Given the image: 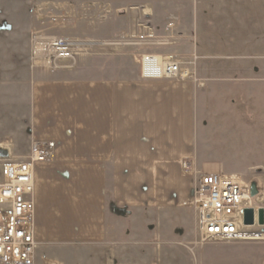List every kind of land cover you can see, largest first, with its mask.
I'll return each mask as SVG.
<instances>
[{
    "label": "rangeland",
    "instance_id": "1",
    "mask_svg": "<svg viewBox=\"0 0 264 264\" xmlns=\"http://www.w3.org/2000/svg\"><path fill=\"white\" fill-rule=\"evenodd\" d=\"M144 4L155 7L157 14L145 19L134 35L106 39L77 35L78 25L118 19L131 7ZM179 6L188 11L179 14ZM144 26L152 29L158 44L120 42L138 36ZM33 35L79 43L75 61L57 60L52 70L34 57ZM187 37L192 39L191 47L178 52L177 46ZM104 41L113 44L98 46ZM94 50L139 57L142 79L146 54L162 60L176 55L190 69L198 112L192 196L181 206L163 210L118 209L110 214L108 236L98 245L37 242L38 262H44L43 253L63 251L65 261L81 255L102 264H264V225L257 223V217L247 230L260 232V239L201 242L197 212L189 204L200 175L217 169L239 174L249 184L250 195L255 185L257 197L247 208L256 212L264 208V0H0V148H11L16 141L13 158L30 153L21 131L28 123L33 67L70 76L83 68L78 67L82 53ZM128 59L119 61V67L136 69L135 61Z\"/></svg>",
    "mask_w": 264,
    "mask_h": 264
},
{
    "label": "crops",
    "instance_id": "2",
    "mask_svg": "<svg viewBox=\"0 0 264 264\" xmlns=\"http://www.w3.org/2000/svg\"><path fill=\"white\" fill-rule=\"evenodd\" d=\"M141 6L118 19L78 25L77 35H134L157 14ZM187 11L177 8L181 15ZM190 40L181 39L178 52L189 49ZM128 58L136 69L119 67ZM81 66L70 76L33 67L30 77L28 123L21 131L26 150L35 141L54 143L52 160L34 167V237L40 244L98 245L118 209L163 210L192 196L198 137L192 81L142 79L139 57L96 50L82 53ZM3 149L13 158L16 141ZM39 253L35 264H102L81 255L65 261L63 251L43 253L40 263Z\"/></svg>",
    "mask_w": 264,
    "mask_h": 264
},
{
    "label": "built area",
    "instance_id": "3",
    "mask_svg": "<svg viewBox=\"0 0 264 264\" xmlns=\"http://www.w3.org/2000/svg\"><path fill=\"white\" fill-rule=\"evenodd\" d=\"M124 40L120 42L143 46L158 44L154 32L146 26L138 36ZM111 44L104 41L98 46ZM32 48L34 57L41 58L53 70L58 66L57 60L65 63L75 61L80 44L65 37L49 39L33 35ZM163 59L152 54L142 55L143 78L194 80L190 69L182 65L176 55H167ZM53 154L54 143L40 140L33 143L27 157H0V264H35L34 167L51 161ZM252 202L249 184L239 174H201L195 195L189 203L197 212L200 241L243 240L260 235V232L248 231L244 225V212Z\"/></svg>",
    "mask_w": 264,
    "mask_h": 264
},
{
    "label": "water",
    "instance_id": "4",
    "mask_svg": "<svg viewBox=\"0 0 264 264\" xmlns=\"http://www.w3.org/2000/svg\"><path fill=\"white\" fill-rule=\"evenodd\" d=\"M8 156V152L5 149L0 148V157L6 158ZM258 193V190L255 185L251 187V196L254 197ZM260 225H264V208H259L256 212L254 208H247L244 212V225L252 226L256 223Z\"/></svg>",
    "mask_w": 264,
    "mask_h": 264
},
{
    "label": "bare ground",
    "instance_id": "5",
    "mask_svg": "<svg viewBox=\"0 0 264 264\" xmlns=\"http://www.w3.org/2000/svg\"><path fill=\"white\" fill-rule=\"evenodd\" d=\"M255 235H257V234H255ZM260 235H262V234H260ZM260 235H258V236H260ZM258 236H254V237H252V238H249V239H260ZM248 238H246V239H243V240H249Z\"/></svg>",
    "mask_w": 264,
    "mask_h": 264
}]
</instances>
